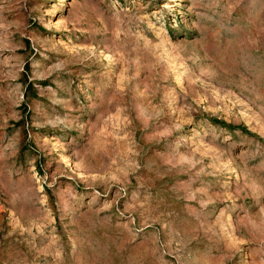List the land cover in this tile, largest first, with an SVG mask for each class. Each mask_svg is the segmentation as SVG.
I'll use <instances>...</instances> for the list:
<instances>
[{
	"label": "rangeland",
	"instance_id": "obj_1",
	"mask_svg": "<svg viewBox=\"0 0 264 264\" xmlns=\"http://www.w3.org/2000/svg\"><path fill=\"white\" fill-rule=\"evenodd\" d=\"M0 264H264V0H0Z\"/></svg>",
	"mask_w": 264,
	"mask_h": 264
}]
</instances>
